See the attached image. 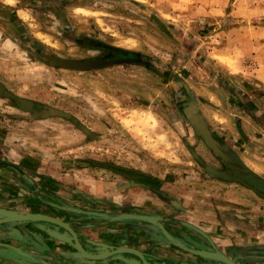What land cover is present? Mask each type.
<instances>
[{"label":"rangeland","instance_id":"1","mask_svg":"<svg viewBox=\"0 0 264 264\" xmlns=\"http://www.w3.org/2000/svg\"><path fill=\"white\" fill-rule=\"evenodd\" d=\"M18 6L27 9L19 14L29 35L41 40L52 55L93 56L96 50L82 44L86 43L85 38H92L137 52L149 65L119 64L78 72L50 69L39 60L34 65L22 59L28 57L25 52L17 55L19 68H45L57 79L67 74L83 76L84 84H90L89 89L95 94L99 89L110 93L109 106L103 107L105 110L111 107L113 122L119 127L125 125L123 136L131 142V148L129 153L121 148L112 154L104 152L105 158L109 155L106 161L153 174L156 185L171 195L200 192L213 194L219 200L232 197L245 198L247 203L263 202L264 197L247 186L207 174L197 158L219 169L220 163L196 134L188 117L178 109L173 94L176 81L189 86L197 112L212 135L246 167L264 177V130L239 108V101L249 99L253 101H249L251 110L264 111V84L256 77L259 72L264 73V0H22ZM190 101L193 102L192 98ZM85 108L92 118L95 106L88 103ZM153 111H163L165 116ZM157 119L162 121L157 123ZM133 148L143 151L135 155ZM83 150L79 153L83 158L99 154L92 146ZM240 186L241 189H235ZM163 211L166 219L181 216L172 204H164ZM120 212L126 211L111 203L107 210L87 216L95 224L104 219L99 213L113 216ZM121 221L127 219L100 226L115 224L121 230L125 227ZM94 224L90 226H99ZM157 228L153 225L154 234L148 237L138 227L122 230L130 232V238L134 236L139 243L136 247L129 245L132 248L162 247L160 262L191 263L195 256L191 257L189 252L174 247L171 254V244ZM158 239L160 243L156 242ZM1 263L13 264L7 260H0Z\"/></svg>","mask_w":264,"mask_h":264},{"label":"crops","instance_id":"2","mask_svg":"<svg viewBox=\"0 0 264 264\" xmlns=\"http://www.w3.org/2000/svg\"><path fill=\"white\" fill-rule=\"evenodd\" d=\"M21 1L0 0V206L51 215L68 221L81 239L115 243L117 236L125 235L124 230L137 227L132 223L128 228L123 227L124 230L116 229L115 224L93 227L90 226L91 216L75 214L57 205L99 212L115 203L133 211L138 208L163 214V201H159L152 191L155 190L150 187L154 183L152 180L127 181L94 165L97 161L109 160V155L103 156L105 153L112 154L119 148L129 153L131 148V142L123 136L125 125L119 127L113 122L111 107L107 110L103 107L109 106L107 95L110 93L99 89L95 94L89 89L90 84H84L83 76L67 74L58 78L63 80H58L45 68L25 70L18 67L20 59L17 55L25 52L28 55L22 58L25 62L29 60L35 65L39 60L47 68L61 69L40 59L49 50L41 40L29 35L19 14L27 11L18 6ZM259 73L256 77L264 84V73ZM185 90L191 92L187 85ZM88 103L95 106L91 110L96 116L91 115L92 118L88 117L90 111L85 108ZM178 109L183 112L181 106ZM52 110L58 112L52 113ZM152 113L165 116L163 111ZM161 121L157 119V123ZM87 146L94 147L99 154L83 158L79 153ZM142 151L137 148L134 154ZM148 175L154 178L153 174ZM237 188L241 189V186ZM163 191L177 201L171 203L181 215L164 223L167 228L186 233L199 244L207 243L196 230L198 228L240 264H264V200L247 203L245 198L219 200L208 193L185 191L179 196ZM10 225L9 229L0 228L2 252L11 250L5 247L9 244L28 252L32 259L28 264L67 261L72 251L68 244L55 241L35 224L14 222ZM126 234L131 235L130 232ZM130 237L126 242L136 247L139 243L134 236ZM119 240L123 241V238ZM137 240L140 242L139 238ZM0 260L7 259L2 257Z\"/></svg>","mask_w":264,"mask_h":264},{"label":"water","instance_id":"3","mask_svg":"<svg viewBox=\"0 0 264 264\" xmlns=\"http://www.w3.org/2000/svg\"><path fill=\"white\" fill-rule=\"evenodd\" d=\"M115 52L113 55L105 57H87V58H62V57H46L41 56L40 59L43 60L46 64L52 67H59L65 69L73 70H87V69H96L105 66L115 65V64H140L146 65L147 63L142 59L139 53L126 50L119 47H112ZM21 102V100H18ZM181 108L184 114L188 117L189 121L196 130V134L202 138L208 148L211 150L213 155L217 157L222 164L225 166L228 163H234L243 168V170L233 169L231 172H227V169H219L213 167L209 164H204L200 162L207 174L216 179H220L224 182L237 181L242 182L247 187L251 188L253 191L264 196V178L259 176L245 167L238 159V157L230 152L227 149V146L221 144L209 131L205 125L204 120L198 114L196 105L192 101L187 103L181 99ZM186 102V103H185ZM189 105V106H188ZM58 111L52 110V113H57ZM195 156V155H194ZM195 158H197L195 156ZM198 159V158H197ZM117 170L122 171L126 174H135L133 171L120 169L115 167ZM60 208L81 215H92L93 212L88 210H83L74 206L69 205H57ZM99 216H102L104 219L101 221L95 222V224H107L109 222L121 220V219H141L147 222L154 223L157 225L161 235L165 238L166 242L172 246L178 248L179 250L189 252L196 256H199L203 261L202 264H208L209 261H216V256L222 257V259L227 264H233L231 260L227 257L221 255L218 251L210 252L203 248H198L195 246L186 245L181 239L172 236L169 231L165 229L163 225L158 221L159 219H164L160 215H147V214H134V213H119L113 216L99 213ZM19 222V223H35L36 227L43 230L46 234L52 237L55 241H60L71 246L72 251L67 257L65 263L71 264L74 262L88 261L91 264H107L108 257L110 253L106 250H112L115 252V255L112 257L121 261V263L115 264H147L146 259L142 253L131 247L125 246H109L106 243L98 242L90 239H81L79 238L68 221L61 220L51 215H47L41 212H29L22 210H15L6 207L0 206V228L9 229L11 227L10 223ZM94 223H91L92 225ZM94 224V225H95ZM197 231L203 235L206 239L207 235L202 231L196 228ZM211 245L210 240H207ZM83 243L91 245V248H83ZM4 244V243H3ZM213 245V244H212ZM5 246V245H3ZM5 247L14 250L18 254L27 255L19 247H15L9 244H6ZM118 253V254H117ZM4 258V257H3ZM7 260H11L9 257H5ZM15 261V260H13ZM18 264H24L22 260L16 261ZM160 264H193L187 263L182 260L175 261H161Z\"/></svg>","mask_w":264,"mask_h":264},{"label":"flooded vegetation","instance_id":"4","mask_svg":"<svg viewBox=\"0 0 264 264\" xmlns=\"http://www.w3.org/2000/svg\"><path fill=\"white\" fill-rule=\"evenodd\" d=\"M85 42L86 43H82L83 44V46H85V47H88V48H91V49H94V50H96V54L95 55H93V56H90V57H105V56H109V55H113L115 52L113 51V48L112 47H118V46H114V45H109V44H106V43H104V42H101V41H98V40H96V39H92V38H85ZM120 48V47H119ZM37 51V53H39L40 51L39 50H36ZM34 54V53H33ZM44 55L45 56H54V57H56L55 55H52L51 53H49V52H44ZM140 56H141V54H140ZM142 57V56H141ZM87 58V57H86ZM147 66H149L148 64H146ZM143 66H145V65H143ZM149 68H152V69H154L153 67H149ZM172 80H174V78H172ZM176 84H177V89L175 88V90H174V98H176V101H177V104H178V106H180L181 104V99L182 100H184V101H186L187 103H189V101H190V99L192 98V100H193V103H195L194 102V96H192V94L189 92V90H185V87H186V85L185 84H183L182 82L180 83L179 81L177 82H175ZM185 90V91H184ZM185 93V94H184ZM182 94H184V98H186V99H184V98H181L183 95ZM189 99H188V98ZM252 101V100H249V99H246V100H242V101H239L240 102V111H242V113L245 115V116H247L254 124H256V126H258L259 128H261V129H263L264 130V111L263 112H255L254 110H251L250 109V107H251V103L250 102ZM185 102V103H186ZM252 103H253V101H252ZM250 106H249V105ZM189 106V105H188ZM254 113H253V112ZM239 130L241 131V135H242V137H244V134H245V131H244V129L242 128V126L240 125V127H239ZM257 136V135H256ZM221 144H224V143H222V141H219ZM215 157V156H214ZM217 160H218V162L220 163V169H227V172H231L233 169H239V170H243V168L242 167H240L239 165H236V164H234V163H228L226 166L224 165V164H222V162L217 158V157H215ZM196 159V158H195ZM239 159V158H238ZM199 163H200V160L199 159H196ZM239 161L245 166V164L239 159ZM95 166H99V167H102V168H105V169H108L109 171H111L112 173H114L115 175H119L121 178H123V179H125V180H127V181H129V180H135V181H137V182H139V183H141L142 182V180H149V181H153L154 183H151V185H150V187L151 188H153V189H155V190H152L154 193H155V195L157 196L156 198H158V200L159 201H163V203L162 204H172V203H177V201L176 200H172L173 198H171L170 196H168L161 188H159L158 187V185H156V181H155V179L154 178H149V175L147 174V173H145V172H143L141 169H136V168H130V167H127L126 165H123V164H121V163H116V164H114V163H112V162H108V161H97L95 164H94ZM115 167H118V168H120V169H126V170H130V171H133L135 174H126V173H124V172H122V171H119V170H117ZM246 167V166H245ZM248 168V167H247ZM249 169V168H248ZM249 170H251V169H249ZM252 171V170H251ZM252 172H254V171H252ZM255 174H257L256 172H254ZM257 175H259V174H257ZM259 176H261V175H259ZM214 178V177H213ZM264 178V177H263ZM216 179V178H215ZM220 180V179H219ZM222 181V180H221ZM239 183H241L242 185H244V186H246L245 184H243L242 182H239ZM247 188H249V187H247ZM251 189V188H250ZM151 190V189H150ZM261 195V194H260ZM261 196H263V195H261ZM264 197V196H263ZM172 202V203H171ZM173 205V204H172ZM114 206V205H113ZM174 206V205H173ZM120 209H124L127 213H134V214H139V215H141V214H147V215H160V216H162L164 219H159L158 221L160 222V224L161 225H163L164 226V223H166V222H169V221H171V220H173V217L172 218H170V219H166L165 218V216H164V214H159V213H157V210L155 211V210H151V212H146V211H144V210H142V209H134V211L133 210H131V208H129V207H120ZM120 213H122V212H120ZM119 222V221H118ZM121 222H123L125 225V227L126 226H130L131 225V223H132V225L134 226V227H138V228H140V230H139V232L141 231V234L143 235V236H145V237H148L150 234H154V231L152 230V228H153V225H155L154 223H151V222H147V221H144V220H141V219H127V221H121ZM151 226V227H150ZM156 227H157V225H155ZM98 227H102V226H98ZM148 227V228H147ZM165 227V226H164ZM158 229V228H157ZM165 229L167 230V231H169V233L172 235V236H174V237H177V238H179V239H181L186 245H189V246H195V247H198V248H203V249H205V250H208V251H210V252H216V251H218L219 253H221V255H223V256H225V257H227L229 260H231L232 262H233V264H240L239 263V261H238V259L236 260V259H234V258H232L233 257V255H230V256H228V254H226L225 252H222L215 244H214V242L211 240V238L209 237V236H207V238L210 240V242H211V245L209 244V242H207V243H202V244H199V243H197L196 241H195V239H193V237H190V236H187V234L186 233H180V232H178V231H176V230H173V229H171V228H167V227H165ZM41 230V229H40ZM129 230H131L132 231V229H129ZM197 230V229H196ZM200 230V229H199ZM43 231V230H42ZM44 232V231H43ZM123 232H125V231H123ZM123 232H121L122 234H123ZM137 232H138V230H137ZM127 233V232H126ZM125 233V235L126 236H123V235H120L119 237L117 236L115 239L117 240V241H114L115 243H106V244H108L109 246H125V247H130L129 245H128V243L126 242L127 240H129V237H130V235L128 234H126ZM119 238L120 239H122L123 238V241H120L119 240ZM207 239V240H208ZM109 240H111V238H109ZM119 241V242H118ZM156 242H158V243H160V239H158ZM213 244V245H212ZM169 246H172V245H169ZM164 247V246H163ZM20 248V247H19ZM83 248H85V249H88V248H91V245H88V244H84L83 243ZM132 248V247H131ZM154 248H158V249H155V250H153ZM166 248V247H165ZM135 249H137V248H135ZM161 249H162V247H156V246H154V245H148L147 246V248L145 247V248H143V249H141V250H139V249H137V250H139L141 253H142V255L144 256V258L146 259V261H147V264H160V260L158 259V257H160V253H161ZM172 249H174V246H172L171 247V249L169 250V251H171V254H172V252H173V250ZM21 250L23 251V252H25L27 255H21V254H18L17 252H15L14 250H10L9 252H6V253H4V252H2L1 250H0V259L2 258V257H9V258H11L12 259V261L11 260H9V261H11V262H13V264H18L16 261H18L19 262V260H22L23 261V263L24 264H28V261H31L32 259H31V256L28 254V252H26V251H24L22 248H21ZM108 253H110V257H108V263L107 264H115V263H121V261H118L117 259H115V258H113L112 256L113 255H115V252H113L112 250H109V249H107L106 250ZM170 253V252H169ZM174 253V252H173ZM187 253V252H186ZM118 254V253H117ZM191 254V253H190ZM191 257H194L192 260H190L191 261V263H193V264H202L203 263V261H201V260H199L198 259V257L196 256V255H194V254H191L190 255ZM66 257V256H65ZM196 258V259H195ZM216 258V261H209V263L208 264H227L223 259H222V257H220V256H216L215 257ZM13 260H15V261H13ZM46 264H48V263H46ZM52 264H66V263H52ZM71 264H91V263H89L88 261L86 262V261H80V262H74L73 261V263H71ZM100 264V263H99Z\"/></svg>","mask_w":264,"mask_h":264}]
</instances>
